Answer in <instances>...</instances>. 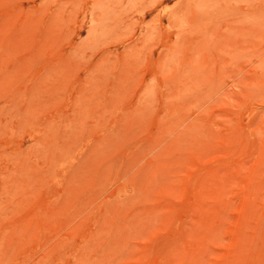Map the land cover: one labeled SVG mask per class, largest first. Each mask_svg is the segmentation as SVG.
Listing matches in <instances>:
<instances>
[{"label":"rangeland","instance_id":"obj_1","mask_svg":"<svg viewBox=\"0 0 264 264\" xmlns=\"http://www.w3.org/2000/svg\"><path fill=\"white\" fill-rule=\"evenodd\" d=\"M0 264H264V0H0Z\"/></svg>","mask_w":264,"mask_h":264}]
</instances>
